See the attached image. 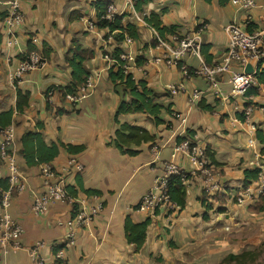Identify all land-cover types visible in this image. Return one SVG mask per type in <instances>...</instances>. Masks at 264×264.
<instances>
[{
  "label": "crops",
  "instance_id": "crops-1",
  "mask_svg": "<svg viewBox=\"0 0 264 264\" xmlns=\"http://www.w3.org/2000/svg\"><path fill=\"white\" fill-rule=\"evenodd\" d=\"M92 1L96 0H20L25 23L15 30H10L0 23V114L16 109L18 89L31 93L29 108L22 115L15 113L12 125L15 127L16 135V147L12 154L28 183V189L24 193L14 196L9 211L14 221L24 231L21 238L22 248L11 249L8 255L0 259V264H36L30 256V250L38 244H45L40 254L46 259L47 264H56L53 249L64 241L66 233L64 227L58 226V222L68 221L73 216V209L66 203L54 204L47 215L42 217L33 211V191L37 193L43 191L41 166L33 168L26 166L20 153V140L27 131H36L38 123L45 125L43 134L47 143L61 142L87 148L85 152L77 155L69 154L61 148L59 157L51 165L63 173L69 161L77 158L84 166L81 177L85 188L102 192L100 197L78 193V202H84L88 210L99 204H103L104 209L94 222L80 233L81 236L79 234L77 250L73 252V256L71 255L69 264H130L132 256L138 258L137 264H141L146 252L157 250L159 245L157 244V247L149 240L150 235L153 239L156 238L155 221H152L149 228L153 233L148 232V241L143 251L138 254L134 252V247L127 243L125 222L128 217L136 224L149 219L148 215L135 211L134 208L143 197L155 189V185L163 176V165L158 163L156 156L159 155L162 161H171L178 139H183L188 131L196 133V139L202 147L210 146L220 163L221 158L225 159V165L220 167L223 172L222 180L235 176L241 181L244 180V171L254 170V167L247 166L248 163L253 166L251 162L253 156L262 152V145L256 137V129L264 130V87H261L260 95L253 98L256 106L251 109L255 111L249 118L247 116L246 122H241L237 115L246 108V101L230 98L232 93L230 76H219L217 79L219 87L214 89L203 77L186 78L178 66L169 63L160 45L155 49L143 51L145 46L150 45L157 37V33L148 28L144 21L135 22L141 29L142 41L126 42L125 45L127 54L133 61L145 54L147 63L142 68H137L135 62L132 63L130 72L136 81L145 80L149 86L162 91L170 90L171 87L185 88L184 91L174 94L170 100H166L173 103V110L180 118L164 117L167 123L164 126L154 127L145 115L120 117L122 123H131L156 134L158 140L153 148L152 144L144 145L138 156L130 157L124 156L111 145L119 129V125L114 121V114L116 115L120 98L113 90L108 75L109 65L102 57L104 51L112 52L116 46L112 39L105 41L104 37L108 31L99 30L94 41L87 38V47L97 52L96 59L88 66L92 73L94 89L90 96L79 104L77 114L59 117L58 109L66 107V111L70 110L67 109V100H62L56 94L49 100L53 111H47L46 91L54 86L65 87L70 82L71 70L66 64L65 55L71 46L75 30L92 34L89 28L97 23V13L91 6ZM109 1L112 3V11H117L119 15L131 13L132 17L134 16L135 11L127 6V1ZM79 6L82 8L78 9ZM235 7L237 6L231 1L221 6L218 0H213L212 3L205 0H153L146 10V15H150L152 11L159 13L167 9L163 17L164 25L181 27L182 37L204 28L203 45L210 47L211 63H221L226 56L230 38L225 29L230 24L252 26L253 29H257V33H264V11L252 15L242 13ZM74 11L83 14L79 21L70 20ZM132 17L124 22L132 21ZM12 31H14L12 36L18 40L19 46L8 50L6 43L10 34L7 32ZM32 37L41 40L38 49L42 50L44 45H47L51 55L46 58L43 69L12 82L11 70L29 55L32 48L30 44L32 46L34 44L30 40ZM181 63L190 70L208 64L202 53L200 57L189 55ZM195 92L202 94V101L217 107L216 113L202 111L199 103L193 105L190 97ZM183 119L186 122H183ZM4 141L5 130L0 131V146ZM177 163L187 170L193 169L186 156H179ZM198 176L192 179L189 186L187 207L203 211L205 208L198 197L205 191L206 181L201 173ZM8 178L9 170L0 162V182ZM64 178L67 186H76L78 190L77 176L68 174ZM210 184L213 183L209 182L208 185ZM216 192L219 191L212 190L208 195L214 197L218 195ZM224 205L225 203L217 201L210 212L216 211L217 206ZM1 212L0 206V214ZM210 212L206 211L205 215L209 217ZM263 212L264 207L260 213ZM214 217H211L212 221ZM179 219L183 221L181 217Z\"/></svg>",
  "mask_w": 264,
  "mask_h": 264
},
{
  "label": "trees",
  "instance_id": "trees-1",
  "mask_svg": "<svg viewBox=\"0 0 264 264\" xmlns=\"http://www.w3.org/2000/svg\"><path fill=\"white\" fill-rule=\"evenodd\" d=\"M4 2L3 0H0ZM134 11L139 15L142 21L146 23L148 28L154 30L157 33V37L152 40L150 45H146L143 51H147L150 48H157L160 45V42L168 43L170 39L174 36H179L180 39L185 38V36H181L182 28L178 26L167 27L163 23V17L167 13V9L162 10L159 13L152 11L150 15H146V10L153 3V0H134ZM207 3H212L213 0H205ZM221 6L227 5L230 0H218ZM5 3V2H4ZM5 6V5H3ZM97 13V23L96 28L98 30L108 31V34L105 35V41H109L112 39L116 46H114V50L112 52L104 51L102 57L105 59L108 57L113 60V65H109L108 75L109 80L113 85L114 92L119 96L120 103L118 105V109L116 111L115 120L119 125V129L116 131L115 139L113 140L111 145H114L123 155H128L130 157H136L141 152V147L147 144H152V148L155 146L158 137L156 134L151 131L136 125H132L131 123H122L120 122V117L122 116H133V115H145L152 122L154 127H161L166 125L167 123L164 121V117H172L176 118L177 114L173 110L174 105L171 102H166V100H170L173 97V94L170 90H159L157 88L151 87L145 80L136 81L134 75L125 70V67L130 65V62L124 60L123 57L127 56V47L125 43L128 40L133 42H141L142 35L140 27L131 21L124 22L127 18H131L132 14H124V15H112L111 7L112 3L109 0H96L92 1L91 5ZM9 8L2 7L0 4V22H4L9 17ZM22 11V8H21ZM83 17V14L78 11H74L71 14L70 20L72 22L79 21ZM109 17H111L109 19ZM203 27L205 25H202ZM246 31L250 34L256 33L257 29H253L252 26L245 27ZM74 36L72 39L71 46L68 52L65 55V61L68 68L71 70V79L67 86L65 87H50L46 91V98L48 100L47 111H53L51 104L49 102V94L51 92H56L58 96L61 97L62 100L66 101L68 96H75L81 88L87 85L88 80L91 78V71L88 68L89 63L96 59L97 52L93 48L87 47V38H92V34L87 32H82L79 30H75ZM96 45V43H95ZM32 48H30V53L33 51L41 52L44 57H50L51 51L47 45H44L42 50L38 49L37 46L30 44ZM97 47V45H96ZM210 47L202 46V55L206 58L207 64L209 67H214L216 63L212 62V57L209 54ZM147 59L145 54L139 56L135 61V66L137 68H142L146 65ZM211 63V64H210ZM261 67L258 68L256 74L257 86L251 88L247 94L245 95L243 101H246L245 110H249L250 108L255 107V103L253 98H256L260 95L261 87H264V60L260 63ZM181 72L184 75L183 68L189 73H192L193 70L188 69L182 63L177 65ZM181 92V91H179ZM17 103L16 109H12L7 112H3L0 114V131H4L14 123L15 113L22 115L25 113L26 109L30 106L31 93L24 92L20 89L17 90ZM165 100H162V99ZM199 108L208 113H216V108L214 106L208 105L205 101L199 102ZM70 111H66L65 108H61L57 110V115L59 117L68 116L71 113ZM247 112H242L237 115V119L241 122L247 121ZM171 124L168 126L170 128ZM45 129L44 123H38L36 131H27L20 140L21 150L20 153L23 156L26 166L28 168L40 167L46 164H52L60 155L61 148L66 150L69 154L77 155L86 151L85 146H73L66 145L64 143H47L46 137L43 134V130ZM257 140L262 145V153H264V130L257 129L256 133ZM190 139L193 143V146H198L204 150L203 156L206 161H208L212 166L221 167L223 166L217 160V155L212 151L210 146H201L199 141L196 139V133L193 131H188L186 135L180 139H178V145L183 143L185 140ZM182 156V155H180ZM179 157V156H178ZM175 160V164L180 168L177 163V159ZM172 158V157H171ZM188 158V157H187ZM156 160L158 163L162 164L163 176L161 179L165 178L167 173L165 171V163H169V161H162V159L156 156ZM189 160V159H188ZM263 171L260 169H247L244 171L245 181L244 186H251L254 183H258L261 180V175ZM82 174L75 175L77 176V186L69 187L67 186V190L71 196L77 199L78 193L82 192L86 196H102V192L97 190L86 189L83 181ZM155 185L158 186L160 184V180ZM167 179V187L166 194L169 197V202L178 205L180 208L185 209L187 204V194H186V182L187 179H184L182 175H170ZM1 188L7 190L9 188V180L2 179ZM154 190V188H153ZM153 190L151 192H153ZM230 192V191H229ZM150 194V192H149ZM148 194V195H149ZM17 194H14L16 196ZM221 194L216 195L214 197H210L208 194H205L200 202L205 208L207 212L213 210L214 205L220 198ZM143 199L141 200V202ZM140 202V203H141ZM219 202V201H218ZM139 203V205H140ZM221 203H224L223 201ZM135 207V211L139 210L140 206ZM75 210L78 209V206L75 205ZM159 209L155 214L159 213ZM206 219H208L207 214L205 215ZM152 224V219L149 218L144 223L136 224L132 221L130 217L126 219L125 222V233L126 240L128 245L134 247V251L136 253H141L145 247L146 241L148 239L149 228ZM170 248H173V245L170 244ZM62 248L56 247L54 249V256L57 254ZM260 258V254L255 251L244 252L239 255H230L228 257L229 264H253L256 263ZM66 264H69V260L65 261ZM59 264V261H57Z\"/></svg>",
  "mask_w": 264,
  "mask_h": 264
},
{
  "label": "built area",
  "instance_id": "built-area-1",
  "mask_svg": "<svg viewBox=\"0 0 264 264\" xmlns=\"http://www.w3.org/2000/svg\"><path fill=\"white\" fill-rule=\"evenodd\" d=\"M127 1V6L134 9V0ZM264 1V0H263ZM240 12H248L252 9H262L264 11V4L258 5L256 0H231ZM1 5H10L9 17L3 22L5 27L7 26L10 30H15L25 23V16L21 11L20 0H14L13 2H1ZM112 15H119L117 11H112ZM132 17L133 22H141V18L135 12ZM111 17H109L110 19ZM205 27V26H204ZM95 25H92L89 29L93 30ZM245 27L242 25L232 23L226 27L225 31L229 35V44L226 49V56L221 63H217L214 67H209L207 64H203L200 68L194 69L192 73H189L186 68H183L184 76L186 78L192 77H203L205 78L214 89H218L219 82L217 78L223 75L230 76V84L232 86V99H244L247 92L257 86L256 74L258 68L261 67L260 64L264 60V33H254L250 34L245 31ZM13 32H7L10 34L7 40L6 47L8 50L16 49L19 46V42L14 38ZM205 33L204 28L195 31L189 36L180 39L179 36H174L170 39V42H160V47H162L166 53V59L169 63L173 65H178L189 55H196L200 57L203 46V35ZM127 42H133L128 40ZM33 43L38 45L40 40L38 37L33 39ZM104 59V58H103ZM124 60L130 62V65L125 67V70L130 73L132 70L131 64L135 61L132 60L130 55L124 56ZM108 65H113V60L106 57L104 59ZM46 61L42 57L41 53L38 51H33L21 60L15 68L11 70L10 80L16 82L18 79L23 78L39 69H43ZM135 64V63H134ZM252 65L254 68L253 74L246 73V68ZM93 78L91 77L87 85L75 95L68 96L67 102L71 105L78 106L82 101L90 96L93 87ZM184 87H171L170 91L172 94H176L179 91H184ZM54 96L53 93L50 94V99ZM202 94L199 92L193 93L190 97V102L193 105L198 104L202 99ZM229 100V98H228ZM251 109V108H250ZM247 116L250 112L246 113ZM176 118H180L177 115ZM186 122L185 119L182 120ZM16 147L15 141V127L10 126L5 130V141L1 145V160L7 166L9 170V184L10 188L7 191L0 190V206L2 212L0 214V259L8 255L10 249H21V237L23 236L22 227L14 221L12 215L10 214V208L12 204V199L14 194L24 193L28 189V183L19 172V168L16 164L15 156L12 154ZM204 150L198 146H193L190 139L185 140L180 145H176L174 152L172 154L171 161L165 163V171L167 173L166 177L160 180V184L155 187L153 192L146 195L143 201L140 203L139 211L143 213L150 214L158 210L159 206L166 202L168 199L166 194L167 179L170 175H180L181 170L175 164V160L178 156L183 155L188 157L190 164L192 165V171L197 170L202 172H208L205 170L206 166H211V164L204 159ZM259 156V155H257ZM69 166V167H68ZM60 173L56 171L50 164L41 166V177L43 184V192H34L33 199V211L34 213L41 217L46 215L51 207L56 203H66L73 208L75 205L78 209H74L75 215L71 217L68 221L58 222L59 227H64L66 230L64 239V249L59 253L55 254L56 264H66L67 261L65 248L71 249L77 246L79 234L85 231L88 226H90L94 220L102 213L104 206L99 204L91 207L89 210L84 206V202H78L67 190L65 175L68 174H83L84 166L79 162V160L73 158L69 161V165ZM264 170V169H263ZM262 170V171H263ZM183 176V175H182ZM203 176L207 174L203 173ZM184 179H186L183 176ZM214 177H211V181ZM191 178L187 179L190 182ZM186 182V183H187ZM217 185H208L206 188L208 193L212 190L219 191ZM189 194V191L187 190ZM169 202V200H168ZM161 210V208H159ZM45 244H38L37 247L30 251V256L36 264H47L46 259L40 254V250ZM54 251V249H53Z\"/></svg>",
  "mask_w": 264,
  "mask_h": 264
},
{
  "label": "rangeland",
  "instance_id": "rangeland-1",
  "mask_svg": "<svg viewBox=\"0 0 264 264\" xmlns=\"http://www.w3.org/2000/svg\"><path fill=\"white\" fill-rule=\"evenodd\" d=\"M13 1L14 0H7L6 2L8 3ZM256 2L258 5L264 4L263 0H256ZM2 7H7L10 9V5H5V6L2 5ZM80 8L82 7L79 6L78 9ZM235 8L237 9V7ZM254 10H260V11H254ZM262 11H263L262 9L257 8L242 13H249V14L251 13L252 15H255V13ZM0 23L3 24V21ZM98 31L99 30L97 28L91 30L93 34L91 38L92 41L95 40V37L99 33ZM34 38L35 37H32L30 40H32L33 42ZM34 45L38 46L36 44ZM40 45H41V40H40ZM42 57L44 58L45 61L47 60L46 57L43 56V54ZM51 93H53L54 95L55 94L58 95L56 92L55 93L51 92ZM50 94H49V100H50ZM78 106H74L68 103L67 109H69L72 112L71 115L74 114L76 115L78 112ZM243 111L247 113L250 112V115L248 116L249 118L251 114L255 111V109H249V110L244 109ZM115 116L116 115L114 114V121L116 122ZM15 141H16V135H15ZM116 149L119 150L118 148ZM0 157H1V146H0ZM253 159L251 160L253 166L251 165V163H248L247 166L250 168L254 167L253 169L255 170L256 169L263 170L264 153L261 152L259 156H253ZM221 161H222L221 163L225 165L226 162L225 159L221 158ZM0 162L2 166L5 165L2 160H0ZM179 169L181 170L180 175H183L186 179L191 178V181L196 176L199 177L198 176L199 173L202 174V177H204L203 173L207 174V176L204 177L206 181L205 191L201 194L200 197H198L199 201L205 194H209L206 188L208 187V183L212 182L213 184L210 185H217L218 187L219 186L222 187L221 190L219 189V192L216 193L218 195L219 193L221 194L219 196L220 198H218V201L219 202L223 201L225 205L222 207L217 206L216 211L212 213L210 212L209 217L207 216L209 221H207L208 219H206L205 217V213H206L205 209L201 211L199 209L197 210L194 207H187L189 200L188 196H190L187 193V190L189 189L191 181L187 182L185 184L186 194H187V204L185 209L180 208L176 204L168 202L169 200L168 198L165 199L166 202H164L159 206V208H161L159 213L155 214L156 211L151 212L150 214L145 213L146 215L149 216V218L152 219L153 222L155 221L157 223L156 225H154L156 226L157 229L155 233L156 238L153 239L150 235L149 240L150 243L152 244L155 243L156 245L158 244L159 247L157 245L158 248L157 250H154V252H151V250L146 252L145 256H143L142 258L141 264H144L145 262L147 264H229L228 257L230 255L232 254L239 255L241 253L249 252V251H255L260 254V258L258 259V261L256 263L254 262L253 264H264V212L260 213L261 208L264 207V170H263V174L261 175V180L258 183H254L251 186H244L243 184L245 179L241 181L238 178V176L227 178V180L226 179L222 180L223 172H221L219 167H215L212 165L206 166L205 170L208 172L203 171L202 173L197 170L198 174H196L195 171H190L182 167H180ZM212 176L214 177L213 181H211ZM224 176H226L225 172H224ZM66 186H67V182H66ZM9 188H10V184H9ZM0 190L7 191L4 189H0ZM72 209H73L72 213L74 216L75 215L74 206ZM212 216H215L213 218V221L211 219ZM180 217L183 219V221H180L179 219ZM157 219L159 221H157ZM149 233H153V231H149ZM63 242L64 241H62L61 244L57 246L62 248L60 251L64 249ZM170 244H172L173 248L175 249L170 248ZM77 246L71 249H68L67 247L65 248V251L67 253L66 256H68L69 258L68 259L69 263L71 262V255L73 256L74 254L73 252L77 250ZM137 260H138L137 257L134 258L132 256L131 258L132 262L130 264H137L136 263Z\"/></svg>",
  "mask_w": 264,
  "mask_h": 264
},
{
  "label": "water",
  "instance_id": "water-1",
  "mask_svg": "<svg viewBox=\"0 0 264 264\" xmlns=\"http://www.w3.org/2000/svg\"><path fill=\"white\" fill-rule=\"evenodd\" d=\"M246 73L248 74H253L254 73V68L252 65H249L247 68H246Z\"/></svg>",
  "mask_w": 264,
  "mask_h": 264
}]
</instances>
